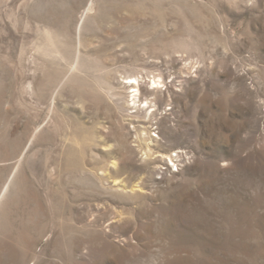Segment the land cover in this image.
Masks as SVG:
<instances>
[{
	"label": "rangeland",
	"instance_id": "374dc122",
	"mask_svg": "<svg viewBox=\"0 0 264 264\" xmlns=\"http://www.w3.org/2000/svg\"><path fill=\"white\" fill-rule=\"evenodd\" d=\"M0 264H264V0H0Z\"/></svg>",
	"mask_w": 264,
	"mask_h": 264
},
{
	"label": "bare ground",
	"instance_id": "6f19581e",
	"mask_svg": "<svg viewBox=\"0 0 264 264\" xmlns=\"http://www.w3.org/2000/svg\"><path fill=\"white\" fill-rule=\"evenodd\" d=\"M130 79H131V80L129 81L130 84H134V83L137 82L136 79H135V81H133L132 78H130ZM155 83H156V82L154 81V84H155ZM159 83H160V82H159ZM133 87H134V86H130V88H132V89H133ZM132 91H135L134 94H133V96H134V95H137V93H138L139 90H138V89H135V90L133 89Z\"/></svg>",
	"mask_w": 264,
	"mask_h": 264
}]
</instances>
